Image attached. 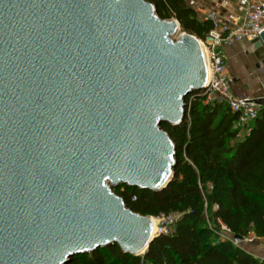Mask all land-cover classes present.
Returning a JSON list of instances; mask_svg holds the SVG:
<instances>
[{
	"label": "water",
	"instance_id": "1",
	"mask_svg": "<svg viewBox=\"0 0 264 264\" xmlns=\"http://www.w3.org/2000/svg\"><path fill=\"white\" fill-rule=\"evenodd\" d=\"M199 44L146 0H0V264L147 251L153 216L112 188L171 182L161 122H182L186 96L205 87Z\"/></svg>",
	"mask_w": 264,
	"mask_h": 264
},
{
	"label": "trees",
	"instance_id": "2",
	"mask_svg": "<svg viewBox=\"0 0 264 264\" xmlns=\"http://www.w3.org/2000/svg\"><path fill=\"white\" fill-rule=\"evenodd\" d=\"M161 19L175 18L183 31L204 40L212 23L186 0H146ZM200 90L185 98V116L161 122L175 145L174 176L162 190L128 184L113 187L141 215H179L142 255L118 243L78 254L65 264H264L239 244L221 239V221L232 237L264 238V107L244 131L238 114L220 101L206 103ZM135 197V199H133Z\"/></svg>",
	"mask_w": 264,
	"mask_h": 264
},
{
	"label": "built area",
	"instance_id": "3",
	"mask_svg": "<svg viewBox=\"0 0 264 264\" xmlns=\"http://www.w3.org/2000/svg\"><path fill=\"white\" fill-rule=\"evenodd\" d=\"M210 1L213 8L206 13L205 19L211 21L212 28L202 42L206 48L210 77L199 94L206 98V103L215 100L226 103L238 114L234 127L245 131L258 118L262 106L253 96L234 93L233 79L227 74V49L238 44L251 47L253 41L261 39V32L264 31V0ZM174 215L159 217L156 235L169 232L179 218V215ZM219 223L220 238L236 243L227 227L221 221Z\"/></svg>",
	"mask_w": 264,
	"mask_h": 264
},
{
	"label": "crops",
	"instance_id": "4",
	"mask_svg": "<svg viewBox=\"0 0 264 264\" xmlns=\"http://www.w3.org/2000/svg\"><path fill=\"white\" fill-rule=\"evenodd\" d=\"M188 4L194 7L198 13L204 9L202 6L195 7L190 3ZM210 5L211 6L208 7L207 10L205 11V16H206V13L209 12L213 8L212 2H210ZM205 16L201 19H205ZM238 48L243 49L245 52V55L252 54L251 48L248 45L238 44V45H235L227 49V57L229 59L236 58L235 53ZM249 59L250 58H248V60ZM248 60H247V63H248ZM256 61H257L256 58L253 57V61L252 59H250L249 65L247 67L245 65L241 66L244 68H241V71H238L237 73L234 74L232 88L235 94L253 96V93L256 90L255 89L256 84L254 85V81L252 79V73L253 72L256 74L264 73V65H261L260 67H256ZM230 69L231 68H229V71ZM262 91L263 90H261L257 94V96L264 95V91L263 92ZM238 244L242 246L243 248H245L247 251H249L251 254H253L256 258L264 262V238H259L253 232H251L241 243H238Z\"/></svg>",
	"mask_w": 264,
	"mask_h": 264
},
{
	"label": "rangeland",
	"instance_id": "5",
	"mask_svg": "<svg viewBox=\"0 0 264 264\" xmlns=\"http://www.w3.org/2000/svg\"><path fill=\"white\" fill-rule=\"evenodd\" d=\"M188 3L192 4L193 6L195 7H200L202 6L204 9L199 12V16L200 18H203L205 16V11L207 10L208 7H210V0H186ZM165 20H168L169 22L171 21H174L175 18H170V19H165ZM180 33H181V30L180 29H175V30H172V31H169V33L167 34V37L168 39L172 42V43H177V42H180L181 38H180ZM200 40V44H199V50H200V46L203 45V40L199 39ZM235 56L236 58H232V59H229L227 60V74H228V77L229 78H233L234 74L237 73L238 71H241V68H244V67H241V66H248L249 65V60L252 59L253 61V54H246L245 55V52L243 49H237L236 50V53H235ZM248 58H250L248 60ZM247 60H248V63H247ZM251 62V61H250ZM229 64V65H228ZM229 68L230 71H229ZM233 70V71H231ZM251 75V74H250ZM256 75V76H255ZM252 79L254 81V85H255V92L253 93V96H257V94L263 90L264 91V73H259V74H256V73H252ZM262 82V83H261ZM263 85V86H262ZM262 91V92H263ZM235 93V92H234ZM177 215V214H175ZM174 215V216H175ZM154 220H156V225H157V228H158V220H159V217H153ZM218 226H220V223H218Z\"/></svg>",
	"mask_w": 264,
	"mask_h": 264
},
{
	"label": "bare ground",
	"instance_id": "6",
	"mask_svg": "<svg viewBox=\"0 0 264 264\" xmlns=\"http://www.w3.org/2000/svg\"><path fill=\"white\" fill-rule=\"evenodd\" d=\"M200 62L201 66L203 68V73H204V81L207 83L210 77V69H209V62L207 58V53H206V48L204 45L200 46ZM153 235H156L157 233V225H156V220H153Z\"/></svg>",
	"mask_w": 264,
	"mask_h": 264
},
{
	"label": "flooded vegetation",
	"instance_id": "7",
	"mask_svg": "<svg viewBox=\"0 0 264 264\" xmlns=\"http://www.w3.org/2000/svg\"><path fill=\"white\" fill-rule=\"evenodd\" d=\"M257 63H258V62L256 61V67H257ZM260 64H261V65H264L262 62H260ZM232 79H233V78H232Z\"/></svg>",
	"mask_w": 264,
	"mask_h": 264
}]
</instances>
